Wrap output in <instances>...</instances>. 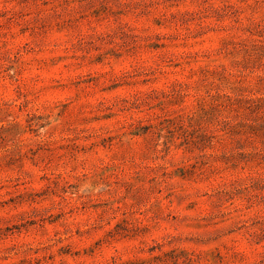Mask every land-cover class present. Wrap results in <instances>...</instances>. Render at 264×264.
I'll use <instances>...</instances> for the list:
<instances>
[{
	"label": "rangeland",
	"instance_id": "rangeland-1",
	"mask_svg": "<svg viewBox=\"0 0 264 264\" xmlns=\"http://www.w3.org/2000/svg\"><path fill=\"white\" fill-rule=\"evenodd\" d=\"M0 264H264V0H0Z\"/></svg>",
	"mask_w": 264,
	"mask_h": 264
}]
</instances>
